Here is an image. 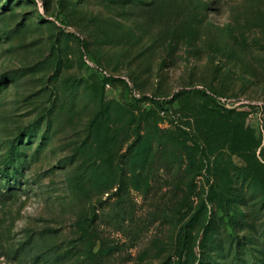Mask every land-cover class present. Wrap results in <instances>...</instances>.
I'll list each match as a JSON object with an SVG mask.
<instances>
[{
	"label": "rangeland",
	"instance_id": "1",
	"mask_svg": "<svg viewBox=\"0 0 264 264\" xmlns=\"http://www.w3.org/2000/svg\"><path fill=\"white\" fill-rule=\"evenodd\" d=\"M0 264H264V0H0Z\"/></svg>",
	"mask_w": 264,
	"mask_h": 264
},
{
	"label": "trees",
	"instance_id": "2",
	"mask_svg": "<svg viewBox=\"0 0 264 264\" xmlns=\"http://www.w3.org/2000/svg\"><path fill=\"white\" fill-rule=\"evenodd\" d=\"M85 63L88 65L86 60H85ZM98 68H100V67H98ZM100 69H103V68L101 67ZM103 70H105V69H103ZM110 78H111L110 75L109 76L103 75V80L105 82L108 81ZM184 92H191V91H184ZM194 92L201 93V94H204V95L207 96V93L205 91H198L197 90V91H194ZM169 103H171V101H168V100H163V101L159 102V104H162V105H166V104H169ZM119 184H120L119 190L129 191V184H128V181L126 179H123L121 181V183H119Z\"/></svg>",
	"mask_w": 264,
	"mask_h": 264
},
{
	"label": "built area",
	"instance_id": "3",
	"mask_svg": "<svg viewBox=\"0 0 264 264\" xmlns=\"http://www.w3.org/2000/svg\"><path fill=\"white\" fill-rule=\"evenodd\" d=\"M87 63H88L89 65H92V64H93L89 59H87ZM93 65H94V64H93ZM100 70H101V72H102L103 75H107V76H109V74H108V72H107L106 70H103V69H100Z\"/></svg>",
	"mask_w": 264,
	"mask_h": 264
}]
</instances>
